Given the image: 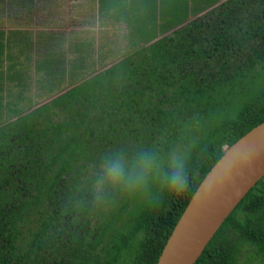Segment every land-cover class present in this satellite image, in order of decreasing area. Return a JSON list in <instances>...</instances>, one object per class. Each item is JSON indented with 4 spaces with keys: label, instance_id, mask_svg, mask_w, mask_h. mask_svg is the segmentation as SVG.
Masks as SVG:
<instances>
[{
    "label": "trees",
    "instance_id": "16d2710c",
    "mask_svg": "<svg viewBox=\"0 0 264 264\" xmlns=\"http://www.w3.org/2000/svg\"><path fill=\"white\" fill-rule=\"evenodd\" d=\"M91 1L0 0V264H156L225 148L264 122V0H210L162 22L157 4L124 0L143 14L137 52L109 48L97 61L75 30L60 31L66 17L72 29L92 15ZM98 1L103 17L102 1L117 5ZM17 18L36 29V46L3 68L11 46L1 29L11 34ZM84 123L79 135L62 129ZM110 145L132 155L118 182L95 176ZM242 252L264 262V176L194 264H239Z\"/></svg>",
    "mask_w": 264,
    "mask_h": 264
},
{
    "label": "water",
    "instance_id": "95a60500",
    "mask_svg": "<svg viewBox=\"0 0 264 264\" xmlns=\"http://www.w3.org/2000/svg\"><path fill=\"white\" fill-rule=\"evenodd\" d=\"M263 176L264 122L225 148L189 200L156 264H194Z\"/></svg>",
    "mask_w": 264,
    "mask_h": 264
},
{
    "label": "rangeland",
    "instance_id": "374dc122",
    "mask_svg": "<svg viewBox=\"0 0 264 264\" xmlns=\"http://www.w3.org/2000/svg\"><path fill=\"white\" fill-rule=\"evenodd\" d=\"M123 1L124 0H116V2H115V0H114V3H117V5H111V4H107V3L104 4V1H102L104 7H102L101 12L105 14V17H103L98 13L99 12V6H100L99 1L93 0V1H91L93 4L92 15H88L86 17L87 18L86 20L82 19L81 21H79L75 25L71 26L72 29H70L67 26L68 24H65V23H68V20L66 17L63 20V25H65V27H63L60 31L65 36V34H67L69 31L75 30L73 33L76 34V36L78 38H81V40L83 41L82 46L84 44H86L84 46V51L87 53L88 59L93 58L92 60L97 61L100 53H103L104 56L109 57L110 56V54H108L109 48H113L114 51L118 50V52H120V56H123L127 53V51L132 50V52H129V54H128L129 56H131L137 52V51L133 52L135 50V48L130 43L131 39H132L131 32L132 33L136 32L135 30H133V28L135 29V27L139 24H138L137 20H135V19H137L139 16H142L143 14L141 13L137 17L138 12L127 9L129 6L127 8L124 7V5L122 4ZM127 1H128V4L130 2V4H132L135 8H136L137 3L145 2L147 5H152V4L156 5L157 4L158 12L161 13L163 11L162 12L163 14L161 13L162 18L160 17V15L158 17V22H160V21L162 22V21H166L164 18H168L167 20H170V19L172 20L173 18H176V17L177 18L183 17L185 11L186 10L189 11V8L194 7V5H198V4L200 5V4L209 2L210 0H127ZM224 1L220 0L217 5L221 4ZM35 2H36V4L34 5V9L36 10L38 8V5H37V1H35ZM217 5H215L214 7H217ZM110 6L112 8H109ZM53 8H54V6H53ZM66 8H67V6H66ZM93 8H94V10H93ZM208 11H210V9L205 10L204 12L200 13L197 16H192V17L190 16L186 23H188L189 21H191L195 18H198V16H200V15L206 14ZM53 12H55V11L53 10ZM54 15L56 16V14H54ZM106 18H110L112 21L115 19H119L122 21H113L111 23ZM15 24H16L15 26H18L16 29L17 32H20L22 34H27L29 36V37L27 36V38L29 40H31L30 38H32V36L29 35L31 33H28L27 30L23 28V26L21 25L22 23L19 24V18H17L15 20ZM134 25H135V27H133ZM178 28H180V26H178V27L176 26V27L167 29L166 32H163L162 34L158 35L159 37L157 39L150 40V41L143 43V46H140L139 50H141L142 48L149 47L152 43L156 42L158 39H160L166 35L171 34L173 31H175ZM124 34L126 35V40L123 39ZM30 44H31V42L29 43V45ZM31 48H32V45L30 46L29 50H28V48L25 50L30 51ZM139 58H140V56L136 59V62L139 61ZM5 66H7V63L3 64V68H5ZM110 66L111 65L108 64L104 68H107ZM96 69L98 70L97 72L104 70L101 67H98ZM65 73H66V71H65ZM61 93L60 92L57 93L54 97L59 96ZM84 124L85 125H82V126L80 125L78 127L75 126V128L68 126L66 128H62V129L69 134H72V135L78 134L79 135L80 133H85V130L88 127L87 123H84ZM70 132H72V133H70ZM88 137L91 138V136H88ZM143 139L146 141V136L143 137ZM116 146L115 145L109 146L110 155L107 158H110L111 161H114L116 159H121L122 162L124 163V170H125L126 167H128L127 158L131 157L132 155L131 154L128 155V157L125 159V154L128 153V151L122 150L124 148L120 145L117 146L118 148ZM80 151H83V149L79 150L75 154L76 157H78V153ZM94 155H95V158L102 157V153H100V152L98 153V156H97L96 151H94L93 156ZM105 155H107L106 149H105ZM174 156H175V153L169 155V157H174ZM106 165L107 164L101 165V168L104 170L103 171L104 173H101V171L98 169L97 173H95V176L99 177V176L106 175L107 174L106 170H105ZM260 259H261V257H259V256L249 257V254H247L246 252H242V254L239 256V264H264V262L263 261L261 262Z\"/></svg>",
    "mask_w": 264,
    "mask_h": 264
},
{
    "label": "crops",
    "instance_id": "0c3cea01",
    "mask_svg": "<svg viewBox=\"0 0 264 264\" xmlns=\"http://www.w3.org/2000/svg\"><path fill=\"white\" fill-rule=\"evenodd\" d=\"M219 1L220 0H218L217 2H219ZM66 6H67V3L65 5V7ZM66 10H68V8H66ZM158 13H157L158 14L157 19H158L159 15L161 17V13L160 12H158ZM164 19L167 20L168 18H164ZM65 24H67V23H65ZM1 30H3V32L5 34L6 43L11 46L10 48H7L6 49V56H7L8 59L4 63H7V66L9 65V58H12L13 56L14 57L17 56L19 58L24 56L22 50H23V47L25 45H27V44L29 45V43L31 42L30 46L31 45H32V47H35L36 46L35 45V43H36V41H35L36 40V36H35L36 35V29H27V32H30L31 33V34H29V35L32 36V38H30L31 40H29L27 38L28 35H25V36H24V34L20 35L19 32H17V30H12L11 31V34H9V31L5 27H3ZM22 36H24V37H22Z\"/></svg>",
    "mask_w": 264,
    "mask_h": 264
},
{
    "label": "clouds",
    "instance_id": "9594fccd",
    "mask_svg": "<svg viewBox=\"0 0 264 264\" xmlns=\"http://www.w3.org/2000/svg\"><path fill=\"white\" fill-rule=\"evenodd\" d=\"M150 163V161L145 160L144 164L147 165ZM105 170L107 173V176L109 179H111L113 182H118L125 177V170H124V163L122 162L121 159H116L114 161H109L107 165L105 166ZM143 177L141 175H137L133 177V179L139 181ZM185 179L183 178L181 172L179 171H173L171 174V184L174 189L177 191H180L184 188L185 186Z\"/></svg>",
    "mask_w": 264,
    "mask_h": 264
},
{
    "label": "flooded vegetation",
    "instance_id": "af4514ba",
    "mask_svg": "<svg viewBox=\"0 0 264 264\" xmlns=\"http://www.w3.org/2000/svg\"><path fill=\"white\" fill-rule=\"evenodd\" d=\"M32 51H33V49L31 48V52H32ZM32 58H35V57H34V54L32 55Z\"/></svg>",
    "mask_w": 264,
    "mask_h": 264
}]
</instances>
